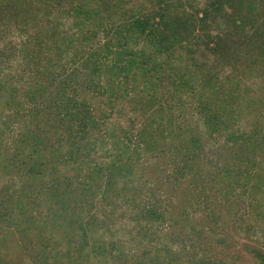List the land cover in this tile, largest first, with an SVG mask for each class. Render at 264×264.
Instances as JSON below:
<instances>
[{
    "label": "rangeland",
    "instance_id": "374dc122",
    "mask_svg": "<svg viewBox=\"0 0 264 264\" xmlns=\"http://www.w3.org/2000/svg\"><path fill=\"white\" fill-rule=\"evenodd\" d=\"M207 1L133 0L142 12L154 7L156 15L164 13L156 7L165 4L197 27L185 43L168 41L170 53L157 52L158 69L129 66L122 96L102 100L78 90L75 79L87 84L91 78L79 70L81 62L106 36L112 38V24L122 18L117 5L103 14L92 7L86 23L68 16L74 7L71 0L61 1L68 7L61 11L40 0H0V264H54L53 248L72 252L80 247V264H259L248 247L264 252V63L226 67L219 54L205 46L208 36L221 31L229 35L233 52L242 50L234 40L244 41L232 28L224 32L239 20L227 8L209 11L208 23L199 21ZM246 2L256 25L248 39L260 47L264 0ZM80 22L82 28L75 27ZM88 29L96 35L88 37ZM129 49L141 56V50L159 47L141 39ZM110 57L100 60L106 66L112 63ZM95 77L99 84L102 75ZM32 83L46 88L44 97L60 91L89 100L86 135L80 129L77 134L69 131L72 123L61 117L63 106L48 107L43 96L38 97L43 103L31 101ZM205 110L218 111L217 118L208 123ZM70 111L74 113V107ZM147 111L155 120L156 145L149 151L131 139L132 149L116 148L121 156L116 155L112 142L119 133L133 134L140 128ZM76 120L84 122L80 114ZM88 140L90 148L85 147ZM182 143L188 144L193 159L177 169ZM73 150L77 156L69 158ZM35 162L43 163L37 167L43 173L59 170L74 195H80L83 210L73 214V220L77 235L84 223L86 246H38L34 230L27 232L22 246L21 236L15 239L11 233L10 223L18 215L9 214L5 206L10 210L14 204L12 195L33 203L28 190H39L42 180L32 172ZM32 209L27 214L37 215L36 206ZM49 223L54 231L61 230ZM29 239L31 246H25Z\"/></svg>",
    "mask_w": 264,
    "mask_h": 264
},
{
    "label": "trees",
    "instance_id": "16d2710c",
    "mask_svg": "<svg viewBox=\"0 0 264 264\" xmlns=\"http://www.w3.org/2000/svg\"><path fill=\"white\" fill-rule=\"evenodd\" d=\"M40 1H42L46 5V7H48V5L55 6V8L60 11L68 8L67 6L62 5V0ZM246 1L247 0H210L207 1L205 7L202 8V16L199 21L203 24L208 23L210 19L209 17H211L209 15V11L220 10L221 12V9L223 7V9L227 8L233 14L237 15L236 19H239L238 24H236V21L231 22L230 26L228 25L226 31L224 29V32L228 33L232 28L234 32H236V35L240 34V38L244 40H234L235 43H238V45L242 46V50L239 53L233 52V49L231 48L229 42H227L229 35L223 33V31H221V34L217 35L214 38H212V36H208V40H206L205 42V46L208 49L212 50L216 54H219V59L225 61L227 65L226 67H238L239 63L243 62L245 63L247 68H250L254 67L250 65L253 64V62L264 63V42L261 43L262 46L255 47L254 44L256 42H252V39H248L250 38L249 33L252 32V27H255L256 25L252 24V22L250 21L252 8L246 7V5H251ZM71 2V5L74 7L71 11V14L68 16L80 17V21L83 20L86 23L90 21V17L88 14L92 13V7L96 9L97 14H103L105 12L104 9L107 8L119 7L120 9L118 11L122 17L120 20H118L117 24H112L114 28L110 26V28H112V38H107L106 36V40L104 41V43L99 44L98 48L96 50H93L92 53H90L81 62L82 67L79 70L85 74L88 72L91 78H88L87 84H85L84 82H81V84H79L78 79H75V83L78 90L82 88L84 92L91 93L90 98L96 96L102 97V100L104 98V100H107L113 98L111 95H114L116 97L122 96L121 88H125L123 83L128 80L129 66H133V68L136 67L138 70L140 67L141 69H146L145 71H151L155 68L158 69L159 58H157V52L161 51L160 53L164 54L170 53L171 46H168V41H174L173 43H175L176 41H183L185 43L186 39L190 38L193 31L197 27L193 24V20H188L185 16L178 17L177 15L172 14L170 12V9H165V7H163L166 6L165 4H160L156 7L157 9H162L164 11L163 14L156 15L153 10L154 7L149 8L148 10L150 11L146 10V12H142V8H138L133 5V0H71ZM123 4H125V6L120 7V5ZM113 5H115V7H111ZM184 8L187 9V7L183 5L181 7V10L184 11ZM68 12L69 9L66 13L68 14ZM129 12L130 15L128 16ZM261 14L264 15L263 12H261ZM75 27L82 28V22H80L78 26L77 23H75ZM103 29L104 30L102 31H105V28ZM85 33H88V37L91 38L96 35L95 32L92 33L89 29L85 31ZM105 33H109V31H105ZM82 38L84 37H80V39ZM141 39L150 42L153 41L156 45H158L159 50H145L146 52H144V50H141V56H137L138 53L135 54L132 52V50L129 49V44L133 41L138 42ZM71 41L72 39H70L67 43L70 44ZM224 41H226L225 45ZM101 50L105 51L104 55H100L99 52ZM242 54H245L246 56L244 60H242ZM108 57L112 59V63H108L105 66L104 62H101V60H104V58L107 59ZM249 59L252 60V62ZM30 71H32L33 73L32 69H30L29 72ZM133 74L135 75V73ZM96 75H102V77H100L101 82H98L96 80L99 84H96L93 79L96 78ZM67 80L69 79L65 78L63 81ZM70 81L72 80L70 79ZM102 82L106 83L107 85L102 84ZM45 89V87H42L39 84L32 83L31 86H29V92L31 93L30 96H32L31 101L34 100L39 104L43 103V100H45L48 107H53V105H56L58 107L63 106L65 112L61 117L63 119L69 120L72 123V126L69 127V131L75 132V134H77V131L79 132L80 129L84 135L86 132L88 120L91 117V103L89 102V100L79 98V94L75 97L65 96L64 94L60 93V91H57V96L55 95L52 98L44 97L43 91ZM42 96L43 100L38 99V97ZM215 97L218 100L223 99L222 96L221 98H219L218 94H216ZM218 100L215 101L218 102ZM35 106L36 109L39 108L37 104ZM72 107H74V113L70 111ZM45 108L46 105L43 104L41 112ZM83 111L85 112L84 115L82 113ZM217 113L218 111L208 114L205 110L203 112V116L204 118H206L205 121L210 123L211 119L214 120L217 118ZM79 114L81 115L84 122H81L80 120L78 124L76 118L79 117ZM144 114H148L149 116L147 115L148 117L146 118V121L142 123L140 128L133 132V134H129L126 132L119 133L118 136H120V138L112 142V148L114 150L116 148H123L124 150L132 149L133 146L131 139L137 140V146H140L141 143L144 144L146 146L145 148L148 150L156 145L154 143L155 137L157 136L155 134L156 124L153 118V114H151L150 111H147ZM77 125L79 128L77 127ZM91 144V140H88L85 143V147L90 148L92 146ZM180 146L182 148V153L180 154V161L177 165V169L184 168L183 166L185 165L181 164L193 159V155L189 153L190 150L188 148V144L182 143L180 144ZM135 151L136 150L133 151V154H135ZM115 153L116 155L121 156V153L118 150H115ZM74 155L77 156L76 150L71 151L69 158H73ZM116 155L114 154V156ZM76 156L74 159H76ZM35 165L36 171L32 172L41 174L42 180L39 185V190H36V186H31L32 189L28 190L30 191V194L27 196V198H33V203H29V205L25 204L21 199H17V196L13 197L12 195L14 204L10 203V210L5 206L6 211L8 210L9 214L11 213V211H13L16 215H18L17 220H14L10 223L9 229L12 230L11 233L15 235V239L18 238V235L21 236L20 240L18 238V242L22 246H24V244L21 242H24L27 238V232H31L33 230L37 232L36 242L38 243V246H67L68 244H74V246H86L88 244V236L86 235V231L84 229L85 225L84 223H81L83 231L81 230L80 234L77 235L74 228L75 221L73 220V214L79 216V212L83 210L80 195H74L71 182H66L62 175L59 174V170L58 174H54V171L57 169H53L52 172L47 171L46 173H43L41 172L40 168H37L39 166L41 167L43 163L35 162ZM48 170L51 171V169L49 168ZM183 171L184 170H176V172L179 174L185 173ZM22 193L24 196H26L25 192ZM37 201L39 202L38 204H36ZM32 206H36L37 215L31 216L30 213L27 214V210L29 212L33 210ZM40 209H42V211ZM74 210H77V212H74ZM5 214L6 213H3L2 215ZM61 219H65V223H61L59 221ZM49 222H51L53 225L58 224L59 227H57L58 229L61 227V230L54 231L55 228L51 229V227H49ZM30 243L31 241L29 239V241L27 240V242L25 243V246H31ZM53 249L56 250L55 258H53L54 264H80L79 261H81V259L83 258L82 247L72 252L65 249ZM248 249L249 251H252L254 259L257 260L259 264H264V252L262 250L249 247ZM199 263L207 264L202 263L201 261H199Z\"/></svg>",
    "mask_w": 264,
    "mask_h": 264
}]
</instances>
